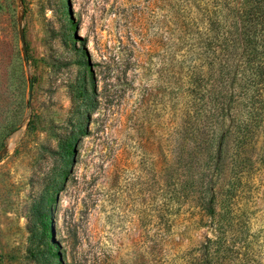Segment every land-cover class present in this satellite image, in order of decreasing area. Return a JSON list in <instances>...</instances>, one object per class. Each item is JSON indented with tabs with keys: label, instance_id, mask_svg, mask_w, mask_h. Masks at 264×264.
<instances>
[{
	"label": "rangeland",
	"instance_id": "obj_1",
	"mask_svg": "<svg viewBox=\"0 0 264 264\" xmlns=\"http://www.w3.org/2000/svg\"><path fill=\"white\" fill-rule=\"evenodd\" d=\"M211 4L0 0V264H36L47 224L59 264L205 259L224 114L207 86L240 90L234 48L207 65V33L236 21L224 8L215 30ZM254 140L230 207L237 264H264V119Z\"/></svg>",
	"mask_w": 264,
	"mask_h": 264
},
{
	"label": "trees",
	"instance_id": "obj_2",
	"mask_svg": "<svg viewBox=\"0 0 264 264\" xmlns=\"http://www.w3.org/2000/svg\"><path fill=\"white\" fill-rule=\"evenodd\" d=\"M211 2L212 8H215L213 11L215 18L213 23H217L215 30L222 28L221 23L225 24V20L219 17L224 8L233 11L236 21L234 20L235 24L225 25L223 29L225 32L207 33V65H211L212 71L222 70L230 58L227 57L228 59L222 62L221 56L234 48L240 57L235 75L239 77L240 90L238 98L234 99L232 93L219 91L217 84L207 86L208 96L220 104L217 107L224 113L217 117L214 135L207 148L209 153L207 169L209 166L213 173L211 180H217L220 185L222 183L219 191L210 188L209 200L211 205L221 206V211L209 208L212 224L217 228L218 236L216 240H208L203 251L205 259L199 260L198 264H237L234 255L240 246L228 242L227 232L235 227V217L230 215V207L237 187L243 183L248 169L254 163L249 156L250 148L255 147V134L261 128L264 119V0H211ZM218 2L221 3L220 6L217 5ZM231 30H236V34L233 35ZM234 103L238 105L232 107ZM85 107L89 108L90 105ZM50 237L47 224L40 235L42 249L30 254L36 264H59ZM239 243H243L244 246L246 239L240 238Z\"/></svg>",
	"mask_w": 264,
	"mask_h": 264
},
{
	"label": "water",
	"instance_id": "obj_3",
	"mask_svg": "<svg viewBox=\"0 0 264 264\" xmlns=\"http://www.w3.org/2000/svg\"><path fill=\"white\" fill-rule=\"evenodd\" d=\"M22 39H23V37H22Z\"/></svg>",
	"mask_w": 264,
	"mask_h": 264
},
{
	"label": "bare ground",
	"instance_id": "obj_4",
	"mask_svg": "<svg viewBox=\"0 0 264 264\" xmlns=\"http://www.w3.org/2000/svg\"><path fill=\"white\" fill-rule=\"evenodd\" d=\"M14 137V136H13Z\"/></svg>",
	"mask_w": 264,
	"mask_h": 264
}]
</instances>
